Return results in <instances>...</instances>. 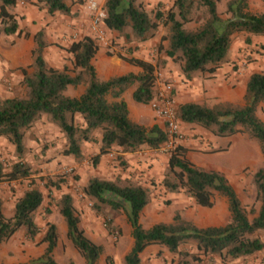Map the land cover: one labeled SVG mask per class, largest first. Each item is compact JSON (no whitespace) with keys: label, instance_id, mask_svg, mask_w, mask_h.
I'll use <instances>...</instances> for the list:
<instances>
[{"label":"trees","instance_id":"1","mask_svg":"<svg viewBox=\"0 0 264 264\" xmlns=\"http://www.w3.org/2000/svg\"><path fill=\"white\" fill-rule=\"evenodd\" d=\"M83 1V0H82ZM219 0H172L165 10L146 11L138 0H104L103 24L107 30L122 35L125 41H138L153 36L157 26L166 29L164 55L180 60V72L188 77L194 71L212 73L227 60L234 33L264 36V12H252L247 0H226L222 17L217 11ZM45 12L69 15L65 0H35ZM14 0H0V33H20L14 14ZM196 22L193 29L186 23ZM24 37L29 33L24 32ZM34 46L30 51L31 71L23 72V96H0V137L13 145L17 161L6 171L0 164V180L15 181L28 178L30 166L22 161L25 151L24 130L41 114L55 125L63 137L58 154L83 159L81 145L94 141V131H100L97 152L91 156L95 165L101 156L114 147L130 153L142 146L156 149L165 139L163 129L153 124L146 128L131 120L122 93L133 86L131 98L136 103L148 104L154 94V66L149 60L133 55H117L126 63L138 67L137 72H125L99 79L91 62L97 45L88 35L80 36L65 47L71 55L72 68L60 69L47 65L42 50L47 45L41 30L32 34ZM73 72V73H71ZM83 84V91L75 97L64 94L67 85ZM264 101V74L251 72L245 82L243 103L184 102L175 107L180 123L195 124L216 136H230L246 132L258 142L264 158V122L256 115ZM79 115L81 122H75ZM188 148L177 143L169 152L161 184L167 193H182L197 206L211 207L213 195L225 199L227 220L220 225L197 226L175 210L169 222H156L143 228L139 215L149 200V189L128 179L89 177L81 190L93 201L95 209L107 206L121 210L130 227L131 244L122 256L123 264H140L139 254L149 245L163 246L177 255L175 264H206L203 256L214 255L221 260L248 257L264 248L256 232L264 229V166L251 176L256 208L250 207L249 218L233 187L216 170H205L194 165L186 156ZM59 183H51L58 188ZM43 201L42 192L35 186L24 189L16 198L10 216L2 213L0 199V240L21 229L28 239H34L39 228L34 213ZM65 225V236L83 258V264H98L101 246L90 240L79 227L72 196L59 195L55 202ZM39 242L44 243L40 255L14 264H58L53 257L57 243L56 227L45 222ZM184 246V247H182Z\"/></svg>","mask_w":264,"mask_h":264},{"label":"rangeland","instance_id":"2","mask_svg":"<svg viewBox=\"0 0 264 264\" xmlns=\"http://www.w3.org/2000/svg\"><path fill=\"white\" fill-rule=\"evenodd\" d=\"M34 1L26 0L22 8L34 6V17H36L37 23L34 21L35 28L33 31L41 30L43 39L47 43L42 50L45 62L49 61L54 66L53 68L65 65L71 69V55L65 51V47L80 36H89L90 14L85 8L84 2L82 0H65L70 8V14L65 15L57 12L48 14L44 8L34 4ZM96 1L103 10L104 0ZM138 1L148 12L155 9L157 2H160L158 9L162 11H165L172 4V0L152 3L144 0ZM225 1L219 0L217 2V11L222 17L225 16L223 12ZM247 4L252 12H264V0H247ZM22 17L23 15H20V18ZM78 23H81L83 28L87 25L86 29H82L81 32L75 31V25ZM196 25V22H190L184 26L187 29H193ZM105 30L108 44L95 42L97 49H101V54L117 56L120 53L116 52L115 49L123 50L126 55L138 52L139 57L149 60L154 69H160L166 77L167 73L171 78L174 76V80L172 78L171 81L175 107L184 102L204 103L208 106L217 102L241 105L248 75L251 72L264 74V36H255L243 32L232 35L227 60L213 71H220L225 82L217 85L218 89L214 92V96H207L208 88L204 86V83L207 79L214 78L211 76L213 72L194 71L190 76L185 77L180 72V60L171 59L164 55L166 29L161 24L157 26L152 37L143 41L134 38L125 41L122 35ZM21 32H27L25 26L20 28ZM117 39H120L121 42H117ZM97 59L98 56L94 57V60ZM47 65L50 66L49 63ZM29 69L30 72V65ZM15 85L14 89H4V92L8 93L7 96H0H23L25 90L21 81ZM196 85L198 91L194 92L192 89H196ZM187 87L190 91L186 90ZM124 97L129 104L135 105L129 90L128 92L125 91ZM144 108L148 111L143 110V114L148 117V112L151 113V109L148 104ZM255 113L264 122V101L258 104ZM149 120L153 122L154 119L149 117ZM74 121L79 123L81 118L79 121L76 115ZM144 127L148 128L149 126ZM57 130L58 128L47 120L46 115H39L23 133L25 151L22 161L30 166L28 178L9 182L0 180V199L2 201V213L5 216L11 215L13 204L24 189L35 186L43 194L42 204L33 216L39 233L31 240L25 236L23 230L19 229L10 237L1 239L0 264H14L20 260H25L26 257L28 260L40 255L44 243H40L38 239L45 229L46 221L53 223L56 227L57 243L53 249V257L57 263L83 264V258L65 236V225L55 205L59 195L63 192H68L72 196L75 211L79 218V227L82 226L89 236L85 235L101 246V253L105 255L106 264H123L122 256L131 244L129 224L121 210H114L107 206H101L97 210L93 206V201L82 193V186L91 176L114 180L128 179L145 185L149 189V200L139 215V222L143 228L156 222H169L175 210L183 218L200 227L220 225L227 220L228 212L225 199L218 194L213 195V205L208 208L197 206L191 198L182 193H169L170 195L166 196L167 194L161 184L169 154L165 149H158V147L150 149L142 146L136 151L125 153L114 147L110 150L113 156H107L105 161H98L95 165L91 164V156L94 155L91 152H82L83 159L80 161L72 158L74 162L64 161L59 164L55 158L60 155L58 151L61 149L64 140L62 134H59L61 136L58 135ZM180 130L182 139L179 143L188 148L186 156L189 161L205 170L211 169L222 173L233 187L250 218L252 216L250 207L256 208L258 205L254 201V191L250 182L251 176L258 167L264 166V158L260 153L258 142L246 132H238L230 136H216L209 130L195 124L181 123ZM59 133L61 132L59 131ZM124 154L129 155V157ZM15 161L17 158L14 154L13 145L4 137H0L2 170L6 171ZM57 182L59 183L58 188L51 186V183ZM114 232L117 233L116 236L113 235ZM256 236L264 242V229L257 231ZM39 246L40 249H38ZM142 254L141 256L139 254L141 257L140 264H175L177 259L176 254L169 253L160 245H149ZM145 254H148L152 260L147 261L144 258ZM202 258L206 264H264V248L248 257L235 260H221L214 255H206Z\"/></svg>","mask_w":264,"mask_h":264},{"label":"crops","instance_id":"3","mask_svg":"<svg viewBox=\"0 0 264 264\" xmlns=\"http://www.w3.org/2000/svg\"><path fill=\"white\" fill-rule=\"evenodd\" d=\"M102 1V0H101ZM145 2L152 3V2H157L161 0H144ZM23 7V6H22ZM14 4L11 12L14 14V17L17 21L18 24V29L22 26H25V31L29 32L28 37H24L23 33H14V34H2L0 33V95L7 96L4 92L5 88H15L16 83H20L22 79L23 72H29V65L31 63V56H30V51L33 48V40H32V34L35 32L33 29L35 28V25L33 24L34 21H36L35 16V9L34 6H30V8H22ZM20 15H23L22 18H20ZM87 24V23H86ZM87 27V25H85ZM83 28L81 23H78L75 25V31L81 32L82 29L85 30L86 28ZM81 29V30H80ZM117 42H121L120 39H117ZM139 43H145V42H139ZM113 48V47H112ZM116 52H119L121 55H126L123 50H118L115 49ZM101 49H97L95 52L91 62L95 68L96 75L99 79H108L111 76L115 75H120L125 72H137L138 67L130 65L126 63L125 61L121 60L118 56L116 55H108L104 56V54L100 53ZM44 52V51H43ZM133 56L139 57L140 55L138 52H132L131 53ZM144 54V52H142ZM98 56L97 60H94V57ZM47 63L52 66V64L49 61H46ZM66 63V62H64ZM54 67V66H52ZM60 66H55V68H60ZM167 76L169 77L170 80H174V76H171L167 73ZM212 77L211 79H207L204 83V86L207 87V96H214V92L216 89H218L217 85L218 84H223L225 80L221 77L220 71L213 72L211 74ZM173 85V83H172ZM194 87V86H193ZM196 89H192L194 92L198 91V87L196 85ZM84 89L83 84H77L76 86L72 85H67L64 94L70 97H75L78 96ZM130 93L131 97V92L133 90V86L127 88L125 91ZM187 91H190L189 87L186 89ZM122 93L121 97L126 103L127 109H128V115L131 117V119L143 126H151L153 124L157 125L160 129H162V123L161 121L155 117L154 113L151 111V113L148 112V117L147 115L145 116L143 114V110H147L144 108L146 104H141V103H136L135 105L129 104L127 100L124 97V93ZM173 97H174V91L172 89ZM148 111V110H147ZM79 121H80V116L77 115ZM150 119H154L153 122ZM181 125V124H180ZM55 128V127H54ZM58 135L61 134L57 130ZM61 136V135H59ZM94 141H85L81 145V150L83 153L85 152H91L92 154H95L97 152L98 146H99V141H100V131L95 130L94 131ZM126 157H129V155L124 154ZM108 153L101 156L100 160L101 162L105 161L107 158ZM55 161L59 164H62L64 161H69L72 162L73 159L70 156H63V155H58L55 158ZM74 162V161H73ZM139 168V167H138ZM134 170V169H133ZM140 170V169H139ZM164 192V191H163ZM165 193V192H164ZM167 194V195H166ZM166 196H169L170 194L166 192ZM82 228V226H80ZM84 231V234L89 236L87 231L82 228ZM42 246V245H40ZM40 246L38 249H40ZM144 251V249H143ZM143 251L140 253V256L143 255ZM28 257H26L27 259ZM141 258V257H140ZM144 258H146L147 261H151L152 259L149 257L148 254L144 255ZM25 259V260H26ZM20 260L19 262L25 261ZM80 260V259H78ZM3 262H6V260H3ZM80 263V261H79ZM98 264H106L105 262V255L101 253L98 257Z\"/></svg>","mask_w":264,"mask_h":264},{"label":"built area","instance_id":"4","mask_svg":"<svg viewBox=\"0 0 264 264\" xmlns=\"http://www.w3.org/2000/svg\"><path fill=\"white\" fill-rule=\"evenodd\" d=\"M25 1L26 0H14V4L22 7L25 5ZM83 2L90 14V21L88 24L89 37L97 43L108 44L106 28L103 24L104 11L96 0H83ZM153 78L154 94L148 102V106L155 117L161 121L165 135V139L158 146V149L162 148L165 149L166 152H170L182 139L180 130L181 123L177 119L175 113V103L172 93L173 85L169 77H166L164 72L160 69H154ZM108 156H113V153L109 152ZM116 234V232L113 233L114 236H116Z\"/></svg>","mask_w":264,"mask_h":264}]
</instances>
